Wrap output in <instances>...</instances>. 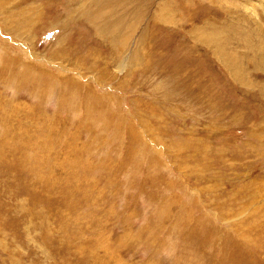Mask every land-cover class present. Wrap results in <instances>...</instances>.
<instances>
[{
  "label": "rangeland",
  "instance_id": "1",
  "mask_svg": "<svg viewBox=\"0 0 264 264\" xmlns=\"http://www.w3.org/2000/svg\"><path fill=\"white\" fill-rule=\"evenodd\" d=\"M260 60L264 0H0V264H264Z\"/></svg>",
  "mask_w": 264,
  "mask_h": 264
},
{
  "label": "bare ground",
  "instance_id": "2",
  "mask_svg": "<svg viewBox=\"0 0 264 264\" xmlns=\"http://www.w3.org/2000/svg\"><path fill=\"white\" fill-rule=\"evenodd\" d=\"M214 45L217 48L218 53L221 54L222 51L220 49L221 48L220 42H215ZM224 63L227 65L228 68L232 66V62L229 60L228 57H225L224 58ZM260 63H261V65H263L264 64V61L263 60H260ZM233 68H234L236 77H240L241 75H243L242 67L240 65H238V68L239 69H237V67L235 65V61L233 62Z\"/></svg>",
  "mask_w": 264,
  "mask_h": 264
}]
</instances>
